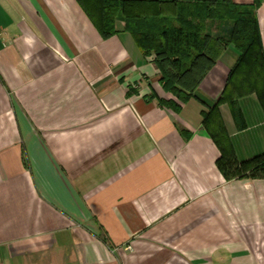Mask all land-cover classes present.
Masks as SVG:
<instances>
[{
	"label": "crops",
	"instance_id": "obj_1",
	"mask_svg": "<svg viewBox=\"0 0 264 264\" xmlns=\"http://www.w3.org/2000/svg\"><path fill=\"white\" fill-rule=\"evenodd\" d=\"M124 26L102 37L77 0H0V264H264V177L218 169L264 155L256 95L242 128L218 103L239 52L182 102Z\"/></svg>",
	"mask_w": 264,
	"mask_h": 264
},
{
	"label": "trees",
	"instance_id": "obj_2",
	"mask_svg": "<svg viewBox=\"0 0 264 264\" xmlns=\"http://www.w3.org/2000/svg\"><path fill=\"white\" fill-rule=\"evenodd\" d=\"M83 12L102 37L115 32L122 20L143 56H155L160 82L165 91L186 102L206 72L223 51L233 45L239 57L229 75L223 97L218 102L230 105L237 125L243 117L237 100L255 94L264 111V50L257 24L256 7H239L232 0H77ZM231 21L229 40L213 38L206 22ZM188 91L186 94L184 90ZM218 103L215 104L216 110ZM214 109L203 113L204 124L213 119ZM222 135V131H220ZM220 145V144H219ZM218 169L227 178L264 177V155L239 165L233 157H223Z\"/></svg>",
	"mask_w": 264,
	"mask_h": 264
}]
</instances>
